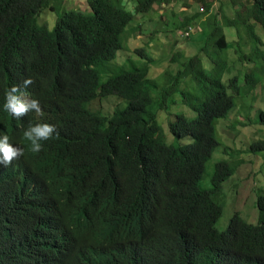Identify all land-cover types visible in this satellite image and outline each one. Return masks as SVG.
I'll use <instances>...</instances> for the list:
<instances>
[{"label":"trees","instance_id":"obj_1","mask_svg":"<svg viewBox=\"0 0 264 264\" xmlns=\"http://www.w3.org/2000/svg\"><path fill=\"white\" fill-rule=\"evenodd\" d=\"M54 1L0 0V137L8 135L24 149L10 166L0 165V264H264V196L257 194L256 224L235 213L218 231L222 207L214 196L235 168L225 160L215 163L208 188H202L205 164L218 146L215 122L234 106L227 90L235 88V77L222 82L229 52L243 63L251 50L264 63V42L256 34L257 28L264 32V0H241L244 10L223 27L190 25L209 11L212 0H192L201 6L190 17L172 11L174 21L167 22L172 36L177 30L187 39L202 32L204 46L187 54L181 52L186 43L179 45L175 37L171 50H180L164 52L162 86L148 77L155 55L147 44L134 50L145 66L127 57L129 68L103 83L100 71L123 49L128 32L156 34L135 16L179 0H129L132 10L124 0H85L88 13ZM239 26L250 40L246 47ZM224 28L233 29L237 41H228ZM253 74L254 69L245 76L249 95L257 83ZM28 78L34 83L22 91L40 101L42 115L16 119L3 109L4 93ZM184 79L197 83L198 94L180 87ZM159 88L160 101L151 92ZM177 95L197 114L189 120L161 116L168 127L162 133L152 108L163 114ZM108 96L126 106L109 117L88 109ZM37 123L54 125L59 135L33 154L23 131ZM258 123L264 126L263 110ZM168 133L175 145L164 143ZM236 150L225 153L241 156ZM242 155L264 162V141L250 144ZM254 169L248 167V176Z\"/></svg>","mask_w":264,"mask_h":264},{"label":"rangeland","instance_id":"obj_2","mask_svg":"<svg viewBox=\"0 0 264 264\" xmlns=\"http://www.w3.org/2000/svg\"><path fill=\"white\" fill-rule=\"evenodd\" d=\"M240 1L241 0H222L223 3L220 5L218 0H212L209 11L204 15L201 14L199 18L195 20V23L192 21L190 25H199L203 22L204 26L207 27H210V25L214 23L217 26H222L226 18L233 19L237 11L244 10V4H241ZM54 2L56 4L57 0ZM125 2L132 10L133 7L130 5L131 2L129 0H125ZM200 6L201 4H198L197 7L192 0H179L178 2L172 1V4L164 9L156 10L157 7L154 5L153 9H151L147 14L135 16V19L137 18L140 22L145 21L144 27L148 30L153 29L156 31V34L154 36H147L140 32H136L135 34L128 32L127 36L124 35L122 37L123 50L117 52V57L114 61L105 64L101 68L100 83H103L109 75L116 74L123 66V68L128 69L131 63L127 62L126 57H132L133 63L137 67L145 66L144 61L138 58V55L134 54V50L136 48L143 47L145 44H147L146 47L151 48L155 58L159 59L156 65L151 69V73L155 76L162 74L165 70H167V62L164 60L163 55L166 56L164 52H170L171 47L174 44L173 41L176 40L174 39L175 37L178 38L177 42L179 45L183 42L186 43V46H184V44L182 45L181 52H185L187 54L195 52L193 54H196V50L200 46H204V37L202 36V32H193L190 38L187 39L181 37L182 31L177 30L174 32V36H172V29H174V27L170 29V27L167 26V22L172 21L173 23L174 17L176 15H180V8L185 7V12L181 17H188L195 14V11H198ZM60 8L79 10L84 13L89 12L85 0H63ZM172 11L177 13L174 17L171 16ZM187 13L188 16H185ZM202 13H205V11ZM45 15L51 20L56 16L54 12L50 11H47ZM43 19L44 16L38 19L39 25L42 24ZM174 23L176 24V22ZM133 25H135L134 22L131 23L129 27H132ZM239 28L241 29V26H239ZM241 30V40L242 42H245L246 47L250 40L245 37V33ZM224 32V34L227 35L228 41H237L238 38L235 36L233 29L224 28ZM229 32L232 33V35H229ZM256 33L262 37V41L264 42V32L257 28ZM188 42L193 43L188 44ZM174 50H180V46H175L171 51ZM226 54L228 55V51ZM123 62L125 64H123ZM203 67L206 72H210V65L206 61L203 62ZM263 68L264 63L261 60H250L248 57L245 62L240 63L237 61L234 50L229 52L225 73L222 76V82L227 85L228 80L235 77V88L233 90H227L229 94L233 93L234 106L225 118L218 119L215 122L214 127L218 146L214 150L209 161L206 163L205 172L202 176V188H208L209 177L213 171L215 163L225 160L231 167L235 168L234 174L223 183L221 191L214 196V201L219 203L222 207V215L215 225L218 231L225 230L230 218L235 213H238L243 220L251 224L257 223V194L260 193L264 196V170L263 172H260V168H258L262 164L263 158H260L259 156L254 158L252 157V161L249 162L248 159H251L252 155L245 156L242 154L249 148L250 144L256 142L257 140L264 141V126H261L258 123V112L260 110L264 111ZM252 69H254L253 75H255L257 83L256 87L252 89L254 90L253 94L249 95L248 92H246L247 88L244 89V85L246 83L245 76L251 72ZM153 75H150V77L154 78L156 82L160 84L159 79L162 81V78L160 76L155 77ZM183 81L185 82L181 83V88H186L188 86L187 90L193 94H198V85L196 82H190L186 79ZM190 83H192V85L189 86ZM159 91L160 88L157 90H151L154 100L160 101ZM174 100L177 101V103L175 105H171L167 111H163V114L158 113L156 106H153L152 108V111L157 112L162 133L165 132V130L168 131V127L167 124L166 127H164V125L160 122L161 116H167V121H169V118H171L174 114H182L187 119H192L196 116V113L179 102L180 97L178 95L174 96ZM125 106V102L117 96H108L102 99L98 98L94 100L88 105V109L100 116L109 117L114 112L122 110ZM170 115L172 116L170 117ZM182 140H185V143L191 141L190 138H184ZM163 141L167 145L176 144L174 138L169 133L167 140ZM180 141L181 140L177 143H180ZM233 149H237L236 151H238L241 156L231 158L230 154L225 153L228 151L231 152ZM252 164L255 169L253 172L249 171L250 175L248 176V167ZM261 166L262 169H264V162Z\"/></svg>","mask_w":264,"mask_h":264},{"label":"clouds","instance_id":"obj_3","mask_svg":"<svg viewBox=\"0 0 264 264\" xmlns=\"http://www.w3.org/2000/svg\"><path fill=\"white\" fill-rule=\"evenodd\" d=\"M124 2H125V0H124ZM188 17H190V16H188ZM226 19H231V18H226ZM190 27L191 26H189L187 28L189 30H191ZM221 27H223V25ZM241 29H242V27H241ZM140 33H142L143 35H147V36H154L155 35V32L151 33L149 31H144V32H140ZM229 35H232V33L229 32ZM250 52L248 54V57L251 58V60H255L252 58ZM136 55H138V54H136ZM138 58H140V56ZM130 59H132V57H130ZM126 60H127V57H126ZM158 61H159V59L155 58V61L150 64L151 68H150L149 73H148L149 78H151L150 75H153L151 73V69L156 65V63ZM123 64H125V63H123ZM160 75L161 74L156 75V76L153 75V76L159 77ZM151 79H154V78H151ZM33 83H34V81L30 78L24 79L22 81L21 85H15L14 84L5 91V93H4V101L5 102L3 104V109L6 113H8L9 115H11L13 118H16V119H21V118L27 116L30 112H35L37 114L42 115V108L40 105V101L38 99L28 98V94L26 92L22 91V89H27ZM191 111H193V110L191 109ZM193 112L197 114V112H195V111H193ZM54 133L56 134V136L59 135V133L57 132V129L54 125H51L48 123H37L35 125L29 124L28 127L23 131V139L28 142L29 150L33 154H36V153H39L40 151H42V149H43L42 142L52 139ZM22 156H24V149L11 144L9 142V136L8 135H4V136L0 137V165H2L3 167L10 166L14 160L20 159Z\"/></svg>","mask_w":264,"mask_h":264},{"label":"crops","instance_id":"obj_4","mask_svg":"<svg viewBox=\"0 0 264 264\" xmlns=\"http://www.w3.org/2000/svg\"><path fill=\"white\" fill-rule=\"evenodd\" d=\"M184 9H185V8H180V10H179L181 16H182V15L184 14V12H185ZM160 12H161V11H160ZM181 16H180V17H181ZM185 16H188V13H187Z\"/></svg>","mask_w":264,"mask_h":264}]
</instances>
